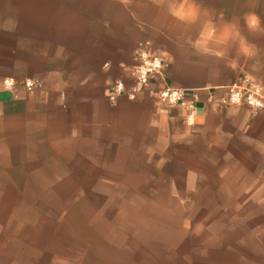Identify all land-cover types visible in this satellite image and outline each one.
I'll return each mask as SVG.
<instances>
[{
    "label": "crops",
    "instance_id": "1",
    "mask_svg": "<svg viewBox=\"0 0 264 264\" xmlns=\"http://www.w3.org/2000/svg\"><path fill=\"white\" fill-rule=\"evenodd\" d=\"M71 1L35 0L31 42H21L15 56L0 57V264H71L57 257L40 203L21 201L29 194L24 188L3 185L9 173L22 171L38 152L41 138H78L95 148L121 138L183 137L194 131L233 141L249 134L264 140L263 111L221 104L226 87L245 77L264 87V29L249 31L244 22L249 12L264 21V0H93L90 5L84 1L77 17L66 5ZM193 5L195 21L187 15ZM182 6L184 20L173 15ZM207 21L218 34L235 23L254 45V54H242L235 39L197 46ZM141 43L165 59L164 73L134 99L119 95L112 101L114 81L134 82L131 68L140 62L135 50ZM221 50L224 55H217ZM28 78L41 86L29 90ZM165 86L183 89L185 101L163 104L157 92ZM186 255L168 264H201Z\"/></svg>",
    "mask_w": 264,
    "mask_h": 264
},
{
    "label": "rangeland",
    "instance_id": "2",
    "mask_svg": "<svg viewBox=\"0 0 264 264\" xmlns=\"http://www.w3.org/2000/svg\"><path fill=\"white\" fill-rule=\"evenodd\" d=\"M34 1L0 0V57L31 42ZM90 1L66 5L77 17ZM148 138L99 148L41 138L3 185L40 203L57 257L71 264H168L183 254L264 264V140L195 131Z\"/></svg>",
    "mask_w": 264,
    "mask_h": 264
},
{
    "label": "built area",
    "instance_id": "3",
    "mask_svg": "<svg viewBox=\"0 0 264 264\" xmlns=\"http://www.w3.org/2000/svg\"><path fill=\"white\" fill-rule=\"evenodd\" d=\"M149 44L141 43L135 50V55L140 62L131 68V75L134 78L132 84L118 79L113 82L109 90L112 101L119 95H126L134 99L139 91L147 86L153 78L162 76L166 67L165 59L158 53L149 49ZM25 85L29 90L36 87L35 82L26 80ZM160 101L166 106L178 105L184 102L187 94L177 87L165 86L157 92ZM223 107L231 105H246L255 111L264 112V87L251 77H245L240 82L226 87V97L221 100ZM193 107L194 104H189Z\"/></svg>",
    "mask_w": 264,
    "mask_h": 264
},
{
    "label": "clouds",
    "instance_id": "4",
    "mask_svg": "<svg viewBox=\"0 0 264 264\" xmlns=\"http://www.w3.org/2000/svg\"><path fill=\"white\" fill-rule=\"evenodd\" d=\"M187 3V0H185ZM173 15L178 16L179 19L184 20L187 18L185 13L183 12V6L177 12H173ZM190 15L195 21L198 16V11L196 6L193 5L192 10L187 14ZM244 22L248 27L249 31H259L264 29V21H262L261 17L255 12H249L244 17ZM236 40L239 44V50L244 55H253V48L250 42L247 41L246 38L241 36L238 26L235 23L229 22L225 25L222 32H219L212 21H207L204 26L202 27L195 44L199 45H209L210 42H216L221 45H226L232 40ZM217 55H224L223 51H218Z\"/></svg>",
    "mask_w": 264,
    "mask_h": 264
}]
</instances>
